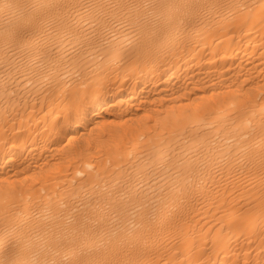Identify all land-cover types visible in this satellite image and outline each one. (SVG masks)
Listing matches in <instances>:
<instances>
[{
  "label": "bare ground",
  "instance_id": "obj_1",
  "mask_svg": "<svg viewBox=\"0 0 264 264\" xmlns=\"http://www.w3.org/2000/svg\"><path fill=\"white\" fill-rule=\"evenodd\" d=\"M0 264H264V0H0Z\"/></svg>",
  "mask_w": 264,
  "mask_h": 264
}]
</instances>
